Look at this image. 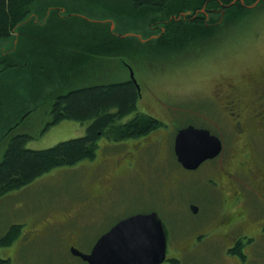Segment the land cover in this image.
I'll use <instances>...</instances> for the list:
<instances>
[{
  "label": "rangeland",
  "instance_id": "1",
  "mask_svg": "<svg viewBox=\"0 0 264 264\" xmlns=\"http://www.w3.org/2000/svg\"><path fill=\"white\" fill-rule=\"evenodd\" d=\"M50 2L54 4L48 8L46 5ZM68 7L66 0L40 2L30 19L22 24L18 42L26 44L21 36H39L48 27L61 25L53 14L49 19L48 16L51 9L61 8L62 12ZM252 8L257 9L206 42L185 49L176 60L155 61L157 65L132 64L140 97L136 110L120 122L144 113L164 125L151 132V144L135 163L139 167L137 173L127 175L125 171L119 177L115 174L108 177L112 180V189L98 194L96 187L101 178H106L109 170L115 171L116 160L136 144L135 140L113 142L102 136L93 159L54 168L21 189L0 197V237L12 225H22L21 234L11 244L0 247V258L8 259L9 264H87L70 253L72 240L81 252H89L98 237L115 222L150 211H156L166 227L169 256L174 251L177 254L188 251L187 240L192 237H197L193 252L196 257L220 256L226 246L219 240L223 238V231L217 228L224 205L223 190H216L212 182L218 176L216 166L205 163L193 171L179 168L173 140L177 129L189 122L215 134L218 126L225 128V114L217 109L210 94L227 78H250L264 73V3ZM41 13L45 17L39 20ZM103 22H108L112 31H118L111 20ZM72 25L67 27H73L75 32V23ZM50 32L53 34L46 35L47 41L57 48L59 42L51 40L56 33ZM132 33L125 32L121 37ZM9 41H0V53L10 46L6 43ZM40 59L52 67L47 56ZM90 67L86 66V70ZM96 71L91 73L94 83H116L130 78L129 70L114 58H106ZM50 89L51 85L36 78L33 67L21 70L16 76L7 73L0 76V161L16 134H29L31 138L24 147L32 150L49 148L85 134L89 121L64 120L44 129L51 120L49 108L45 106L46 101L42 107L35 106ZM104 162L106 168L100 165ZM261 163L264 164L263 159ZM96 193L101 198L83 206L87 195L92 199ZM252 201L259 209L263 208L256 198ZM190 205L198 208L197 213L191 212ZM70 212H77L71 223L48 226L50 218L60 222ZM245 246H253L255 250L247 264H264V237L255 238ZM200 261L206 263V259H197V263Z\"/></svg>",
  "mask_w": 264,
  "mask_h": 264
},
{
  "label": "trees",
  "instance_id": "2",
  "mask_svg": "<svg viewBox=\"0 0 264 264\" xmlns=\"http://www.w3.org/2000/svg\"><path fill=\"white\" fill-rule=\"evenodd\" d=\"M42 1L0 0V41L10 40L6 42L10 46L0 53V76L5 73L16 76L33 67L36 78L51 85L35 106L42 107L46 101L49 108L51 120L45 130L65 119L90 124L83 136L45 149H27L24 146L31 136L14 135L0 161V197L54 168L93 159L102 136L119 142L142 137L164 126L144 113L120 122L136 110L140 95L130 78L116 83H94L91 73L97 72L106 58L120 60L127 69L132 64L170 62L180 58L185 49L206 42L257 9L248 8L257 0H66L68 8L62 12L61 8L51 9L48 16L49 19L53 14L61 25L48 27L39 36H21L26 44L18 42L22 24ZM232 1L235 2L230 4ZM263 3L264 0H259L255 7ZM53 4L46 6L51 8ZM43 14L39 20L45 17ZM106 19L115 23L118 31H112L110 24L103 22ZM73 23L75 32L73 27H67ZM33 30L40 33L37 28ZM50 31L56 33L51 40L64 46L58 44L55 48L47 41L46 35L53 34ZM125 32L133 35L121 37ZM64 35L65 39L60 40ZM44 43L49 47H43ZM41 56H47L52 67L46 66ZM88 65L91 67L86 70ZM21 232L22 225H12L0 237V247L11 244ZM0 264H9V260L0 258Z\"/></svg>",
  "mask_w": 264,
  "mask_h": 264
},
{
  "label": "flooded vegetation",
  "instance_id": "3",
  "mask_svg": "<svg viewBox=\"0 0 264 264\" xmlns=\"http://www.w3.org/2000/svg\"><path fill=\"white\" fill-rule=\"evenodd\" d=\"M129 68L132 69L131 66H128V70ZM138 92L140 95V86ZM210 96L217 109L225 114L227 121V123L225 121V128L216 127L217 133L215 134L204 126H195L189 122L190 124L187 123L179 127L177 131L191 125L209 130L221 141L222 149L219 155L204 161L200 166L205 163L207 165L213 164L218 171V176L215 175L212 182L215 184L216 190L217 188L220 191L223 190L222 202L224 208L219 214L221 219L217 227L223 231V238L215 237L221 243L225 242L226 249L220 252V256H217V254L206 258L196 257L193 252L197 237H192L191 240H187V243H190L188 251L184 250L177 254L172 249L175 253L169 256L166 252L165 260L161 264H196L197 259H206L205 264H247L252 257V251L254 253L255 250L253 246L245 245L251 243L255 238L264 237V164L261 163L262 159L264 161L262 155L264 150V73L250 78L240 76L227 78L216 86ZM173 118H177L176 113L173 114ZM150 135L151 132L142 137L128 139L135 140L136 144L129 151L124 152L120 159L116 160L114 163L115 171L109 170V175L106 178H101L96 187L98 194L112 189L113 183L108 177H113L114 174L119 177L121 172L125 171L128 172L127 175L137 173L139 167L135 163H138L139 158H141L142 151L146 150L151 144ZM256 161H258V164H256ZM100 165L106 168L105 162ZM178 166L186 170L179 163ZM98 194L92 199L90 194L87 195L83 206L88 205L90 200L101 198V195L98 196ZM253 198H256L263 208L256 207L252 201ZM76 214L77 212L65 213L64 219H60L62 220L60 222H57L58 219L50 218L48 226L58 227V223H71L75 220ZM122 219L115 222L111 227ZM72 247L77 248L74 240L69 245V248ZM197 264H202V261Z\"/></svg>",
  "mask_w": 264,
  "mask_h": 264
},
{
  "label": "water",
  "instance_id": "4",
  "mask_svg": "<svg viewBox=\"0 0 264 264\" xmlns=\"http://www.w3.org/2000/svg\"><path fill=\"white\" fill-rule=\"evenodd\" d=\"M258 1L248 8L254 7ZM129 72L130 79L139 90L131 68ZM221 149L217 136L207 129L191 125L179 129L173 141L176 161L190 171L196 170L204 161L215 158ZM190 210L195 214L198 208L190 205ZM166 246L162 220L156 211H151L122 219L102 234L89 252L72 247L70 253L87 264H161L165 260Z\"/></svg>",
  "mask_w": 264,
  "mask_h": 264
},
{
  "label": "bare ground",
  "instance_id": "5",
  "mask_svg": "<svg viewBox=\"0 0 264 264\" xmlns=\"http://www.w3.org/2000/svg\"><path fill=\"white\" fill-rule=\"evenodd\" d=\"M66 120V119H65Z\"/></svg>",
  "mask_w": 264,
  "mask_h": 264
}]
</instances>
